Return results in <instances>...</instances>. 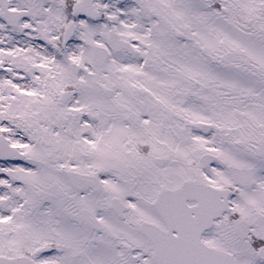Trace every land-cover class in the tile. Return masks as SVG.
<instances>
[{
  "label": "snow or ice",
  "instance_id": "6c2138e0",
  "mask_svg": "<svg viewBox=\"0 0 264 264\" xmlns=\"http://www.w3.org/2000/svg\"><path fill=\"white\" fill-rule=\"evenodd\" d=\"M0 264H264V0H0Z\"/></svg>",
  "mask_w": 264,
  "mask_h": 264
}]
</instances>
